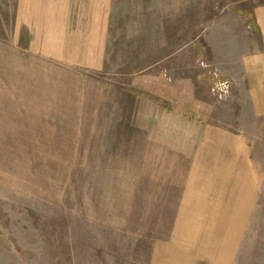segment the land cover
Segmentation results:
<instances>
[{
    "label": "rangeland",
    "instance_id": "374dc122",
    "mask_svg": "<svg viewBox=\"0 0 264 264\" xmlns=\"http://www.w3.org/2000/svg\"><path fill=\"white\" fill-rule=\"evenodd\" d=\"M222 3L114 1L101 60L57 26L73 0H0V264H264V114L208 59Z\"/></svg>",
    "mask_w": 264,
    "mask_h": 264
},
{
    "label": "crops",
    "instance_id": "0c3cea01",
    "mask_svg": "<svg viewBox=\"0 0 264 264\" xmlns=\"http://www.w3.org/2000/svg\"><path fill=\"white\" fill-rule=\"evenodd\" d=\"M67 1L44 0V3L51 9L56 8V17L63 19ZM114 1L129 0H73L71 16L76 20L71 25L61 20L57 26L71 27L74 35H78L75 40L87 44L89 58L105 60L111 35L118 31V26L114 28ZM221 1L223 9L206 30L205 41L212 52L208 59L219 73L248 82L247 96L254 112L264 114V0L260 3L257 0ZM117 17L122 18L123 14Z\"/></svg>",
    "mask_w": 264,
    "mask_h": 264
}]
</instances>
